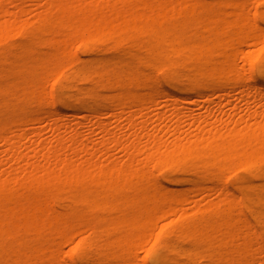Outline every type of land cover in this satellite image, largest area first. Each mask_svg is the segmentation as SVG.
<instances>
[{
  "label": "bare ground",
  "instance_id": "1",
  "mask_svg": "<svg viewBox=\"0 0 264 264\" xmlns=\"http://www.w3.org/2000/svg\"><path fill=\"white\" fill-rule=\"evenodd\" d=\"M10 1L0 264H264V0Z\"/></svg>",
  "mask_w": 264,
  "mask_h": 264
},
{
  "label": "rangeland",
  "instance_id": "2",
  "mask_svg": "<svg viewBox=\"0 0 264 264\" xmlns=\"http://www.w3.org/2000/svg\"><path fill=\"white\" fill-rule=\"evenodd\" d=\"M6 5L8 7H11L12 8L14 6V0L10 1ZM27 9L29 10V7ZM166 10L168 12H170V13L172 12L171 9H166ZM227 11H228V13L229 12H232L231 9H228ZM0 14H1V9H0ZM24 18H25V20L31 19V17L28 16V13L25 15ZM262 31H264V28H263ZM257 35L258 36H262V35H259V34H257ZM260 47H262V45L260 43L259 44L250 43L249 46H248V50L249 51L257 50ZM178 52H180L178 49H171L170 50V53L171 54H174V55H176ZM19 53L20 54H26V51L25 50H19ZM244 91H245L244 94L246 95L248 93V90L245 89ZM159 99H160V95L157 96L155 102L153 103V110L155 112L160 111V110L165 111V112L166 111H171V109H172V107H171L172 101L163 102V101H161ZM212 100L218 102V101L224 100V99H222L221 96H214L212 98ZM230 100L235 105H238V107H239V110L237 111L236 119H238L240 116L244 115L245 114V111L247 110L248 107L249 108L250 107H254L255 108V110H254L255 112H251L250 114L247 115L249 118L250 117H253V116H257V115L259 117L264 112V106H261V105L255 106L257 104V102L256 103H252V102H249L248 103L247 101H245V99H242V97H241L240 94H235V93L232 92V96H231V99ZM181 107L183 108V111H186L189 108H194L196 111H198V113H202V112H204L206 110L205 109L206 107L204 105H202V104H196V105L183 104ZM224 110H225V112H229L230 111V108H225ZM222 114H223V112L218 113L219 117L223 116ZM57 118H59V115H55L54 116V119H57ZM79 121H80V119H78V120L77 119H71V120L65 121V123L68 124L72 128H76L78 126V122ZM45 124L46 123H44L43 125H45ZM216 126H217V128L226 130L228 128H232L234 126V124L232 122H226V123L220 122ZM172 128H173V126L170 129L167 128V130H172ZM85 130H88V129H85ZM190 131H191L190 125L189 124H185L184 125V131L183 132L184 133H188ZM30 133L31 132H29V137H31L30 136ZM96 135H97V133H96ZM172 139H173V136L171 135L170 132L165 135V140H168V142H170ZM4 165H5V167L7 169H10V170L19 169V167H20V165H18L16 163H10V162H6V163H4ZM11 194H14V193L13 192L12 193H9V195H11ZM220 195L221 194H220V191H219L217 193H212V196L209 197V198H200V200H201V202L203 204H214V203H217L219 201V196ZM2 212H3V215H6V216H12L14 214V211L11 210V209H4ZM162 224L163 223H160L159 226H161ZM250 233L251 234L259 235L261 233V231H251ZM78 240H79V238L76 237L74 243H72L69 246H66L65 250L68 251L72 246H74V244ZM139 253L142 256L144 254V251L141 250ZM138 262H140V261H138Z\"/></svg>",
  "mask_w": 264,
  "mask_h": 264
}]
</instances>
